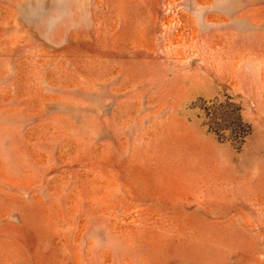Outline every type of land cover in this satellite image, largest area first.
Segmentation results:
<instances>
[{
  "label": "rangeland",
  "instance_id": "374dc122",
  "mask_svg": "<svg viewBox=\"0 0 264 264\" xmlns=\"http://www.w3.org/2000/svg\"><path fill=\"white\" fill-rule=\"evenodd\" d=\"M0 264H264V0H0Z\"/></svg>",
  "mask_w": 264,
  "mask_h": 264
}]
</instances>
